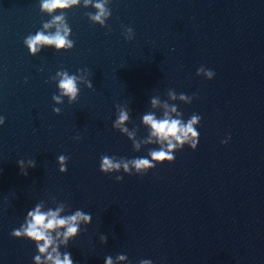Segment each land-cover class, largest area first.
<instances>
[{
  "label": "clouds",
  "instance_id": "clouds-1",
  "mask_svg": "<svg viewBox=\"0 0 264 264\" xmlns=\"http://www.w3.org/2000/svg\"><path fill=\"white\" fill-rule=\"evenodd\" d=\"M89 0H86L88 3ZM79 0H46L43 4V8L49 11H54L57 8H64L74 4H78ZM95 7L98 9V14L92 18L96 21L103 23L101 17L105 15V9L103 4L97 3ZM62 20V16H56L55 21L59 22ZM50 25H45L49 27ZM68 28L64 25V34L58 28L54 34L45 35L43 32H38L35 36H30L25 40L32 53H35L38 45H49L56 46L57 49L63 48L65 46L72 47V41L67 39L66 33ZM204 71L203 68L198 70L199 72ZM208 80H211L215 76L213 70H208L205 72ZM76 78L74 76H68L67 73L63 75L60 80L59 88L61 89L62 95H67L71 100L76 99L77 87ZM194 96L196 94H193ZM54 99L59 102V97L54 96ZM185 96H181V99H185ZM153 105L157 102L152 101ZM55 111V110H54ZM175 111V108L172 109ZM128 120L127 112L122 111L119 115L114 127H120L124 121ZM201 116L193 114L187 123L182 122L180 119L169 118L168 114L165 113V118L157 120L152 114L144 115L143 122L145 125L151 128V136L155 137L157 142L167 144V149L161 147L159 150H153L150 152L151 160L148 158H136L132 161H117L113 157L108 155H102L100 158L99 170L109 175L112 172H118L123 166L125 172L129 171V163L136 169L139 175H144L148 170L156 167L157 164L163 163H173L175 161V150H182L185 144L192 149L196 150L199 143V132L197 127L194 125L200 124ZM5 122L4 117L0 116V125ZM121 131L127 132V128H122ZM131 136V133H129ZM75 139L79 140L80 137L77 136ZM151 143V139L148 141ZM228 140L221 141L222 144H227ZM137 148L139 145L136 146ZM69 159L65 155H60L58 157L60 168V173H66L68 171L65 160ZM21 170V174L24 176L28 175V172L24 169V160L17 162ZM29 167L35 168V160L29 159ZM117 182L123 180V176H115ZM63 211V207H58L55 210L42 211L39 204L35 205L33 209H30L26 213L24 223L20 225L19 228L13 229L10 235L16 239H27L35 244L36 250L39 254L34 255L33 259L36 264H75L72 259L71 253L68 251L61 252L60 248H68L69 242L74 240L80 235L81 223L88 226L92 222V216L90 213H86L80 209L76 210L71 215L61 216L60 213ZM86 230V227L83 228ZM62 237V239H61ZM107 236H100V243L107 244ZM50 249V251H49ZM126 255H119L117 260H126ZM104 264H113V259L109 255L105 257ZM139 264H152L150 260H141Z\"/></svg>",
  "mask_w": 264,
  "mask_h": 264
}]
</instances>
